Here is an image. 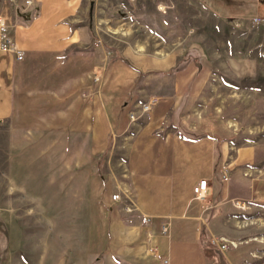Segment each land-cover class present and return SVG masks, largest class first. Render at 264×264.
Wrapping results in <instances>:
<instances>
[{
  "label": "rangeland",
  "instance_id": "1",
  "mask_svg": "<svg viewBox=\"0 0 264 264\" xmlns=\"http://www.w3.org/2000/svg\"><path fill=\"white\" fill-rule=\"evenodd\" d=\"M105 1L91 0V9L101 19L96 41L111 58L129 49L163 55L190 47L192 60L204 61L202 93L182 107L196 130L183 131L176 115L177 133L212 136L225 162H235V150L253 153L237 175L264 178V21L252 23L264 16L259 0H233L217 12L209 0ZM112 144L97 159L78 132L38 121L0 123V264H165L147 253L144 216L128 194L115 192L120 201L112 205L106 200L105 179L125 180V143L110 138ZM235 205V241L263 247L256 258L264 264V205Z\"/></svg>",
  "mask_w": 264,
  "mask_h": 264
},
{
  "label": "crops",
  "instance_id": "2",
  "mask_svg": "<svg viewBox=\"0 0 264 264\" xmlns=\"http://www.w3.org/2000/svg\"><path fill=\"white\" fill-rule=\"evenodd\" d=\"M13 1L0 0V15L9 21L22 58L0 52V123L38 121L78 132L90 140L97 159L112 152L110 138L123 140L125 180L111 174L104 194L112 205V193L126 192L136 215L151 219L144 230L152 235L161 263L260 264L256 257L263 247L236 242L234 230L235 203L264 205V178L237 175L242 164H251L253 153L235 150V162H225L223 147L212 136L185 138L172 125L178 115L183 131L196 130L186 124L182 107L201 95L208 79L200 56L193 61L188 47L163 55L129 49L118 53L122 59L111 58L96 41L94 29L101 19L91 0H33L29 9L21 6L22 0ZM86 2L89 10L83 9ZM231 2L207 4H215L217 12ZM149 99L156 103L142 113L140 107ZM230 166L235 171L224 175ZM201 179L209 194L198 202L191 188ZM120 223L114 220L112 226ZM162 224L168 226L165 236ZM219 238L232 246L221 251L219 243H211Z\"/></svg>",
  "mask_w": 264,
  "mask_h": 264
},
{
  "label": "built area",
  "instance_id": "3",
  "mask_svg": "<svg viewBox=\"0 0 264 264\" xmlns=\"http://www.w3.org/2000/svg\"><path fill=\"white\" fill-rule=\"evenodd\" d=\"M12 3H14L13 0H10ZM21 6L24 9H29L33 6V0H22ZM158 11L164 12L165 7L162 5H158L157 8ZM264 20L258 17H254L252 19V23L257 25L262 23ZM10 23L8 20H6L4 17L0 15V52L10 54L14 57L15 60H21L22 58V51L19 50L16 45L14 44L11 34H10ZM156 100L155 99H149L146 103L141 105L140 111L142 113H149L152 109V107L155 105ZM129 120L133 122L135 120L133 115L129 116ZM191 192L193 195V199L198 202H203L205 198L209 194V187L207 185V182L203 179L198 180L191 188ZM110 201L113 203H119L120 197L118 194L114 193L111 194L109 197ZM127 208L125 207V210ZM142 222L145 226L149 225L150 219L149 217H143ZM168 233V226L167 224H162L160 227V234L161 235H167ZM212 244L219 243V249L221 251H225L227 249V245L229 244L232 246V243H226L222 238H219L218 240H213L211 242ZM146 244H147V253L150 255L155 256L156 255V248L152 243V235L146 234ZM165 263V261H163Z\"/></svg>",
  "mask_w": 264,
  "mask_h": 264
},
{
  "label": "trees",
  "instance_id": "4",
  "mask_svg": "<svg viewBox=\"0 0 264 264\" xmlns=\"http://www.w3.org/2000/svg\"><path fill=\"white\" fill-rule=\"evenodd\" d=\"M258 3H259V5H261L262 8H264V0H259ZM261 14L264 15V10H262V13H261ZM116 57L119 58V59H122V58H121L120 56H118V55H117Z\"/></svg>",
  "mask_w": 264,
  "mask_h": 264
}]
</instances>
